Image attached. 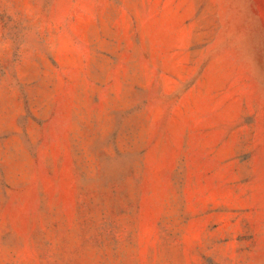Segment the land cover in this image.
<instances>
[{
    "label": "rangeland",
    "instance_id": "obj_1",
    "mask_svg": "<svg viewBox=\"0 0 264 264\" xmlns=\"http://www.w3.org/2000/svg\"><path fill=\"white\" fill-rule=\"evenodd\" d=\"M0 264H264V0H0Z\"/></svg>",
    "mask_w": 264,
    "mask_h": 264
}]
</instances>
